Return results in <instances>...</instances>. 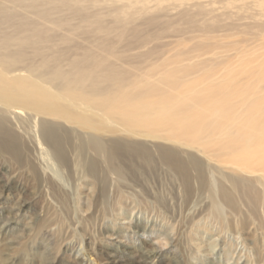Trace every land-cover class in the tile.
Segmentation results:
<instances>
[{
  "label": "bare ground",
  "instance_id": "obj_1",
  "mask_svg": "<svg viewBox=\"0 0 264 264\" xmlns=\"http://www.w3.org/2000/svg\"><path fill=\"white\" fill-rule=\"evenodd\" d=\"M0 154L41 264H264V0H0Z\"/></svg>",
  "mask_w": 264,
  "mask_h": 264
},
{
  "label": "rangeland",
  "instance_id": "obj_2",
  "mask_svg": "<svg viewBox=\"0 0 264 264\" xmlns=\"http://www.w3.org/2000/svg\"><path fill=\"white\" fill-rule=\"evenodd\" d=\"M34 154H36L35 151H33V154H31V157L36 156ZM0 166H1L0 167V174H3L4 178L8 177V175H7L8 173L10 174L9 177H14L15 174H16L15 177H17V175L22 171L21 170L22 168H21V166H19V164L15 163L9 156H3L1 154H0ZM13 172H15V173H13ZM12 173L14 174L13 176H12ZM154 176L155 175L148 174V177L146 179L149 180V181H147V183L149 182L148 183L149 185L155 186V177ZM75 177H77V176L73 175V177H71L72 180H68V182L66 183L67 184L66 189L68 191L70 190L72 193L73 190L75 188H77L78 190L80 189L79 190L80 192L85 193V191H87L88 187L86 186L85 183H83L84 181H82L80 179L79 180H73V179H75ZM24 181L25 180H23V188L26 189V192L23 194L17 188H12V190L9 192L2 191V193H1V189H0V198L2 197V199H0V264H41L42 263L41 262L42 261L41 260L42 259V255H41L42 248L40 246L41 245L40 242H36L32 246H29V248H27L23 252L16 251V249L19 247L18 245H20L18 243L28 244V243H30L29 241L32 240L31 235H32L33 229L31 226L34 225V222L36 221L34 219H37V216L39 215V213H41L40 212L41 210L39 208L41 206H43V204H44V201H41V202L37 201L35 204L36 206L34 204H32L33 206L29 204L31 201V198L34 197L33 195L35 193H37V187L32 185L33 188H30L31 182L27 181L28 182L27 183L26 181L25 182ZM78 183L80 185L77 186ZM72 188H73V190H72ZM25 197L28 199H25ZM43 199H44V197H43ZM45 201H46V203H52V205L58 204L56 202V200H54V199L50 200L49 196L46 197ZM174 202L178 203L177 201H174ZM22 204H25V206H23ZM20 205H21V209H19ZM15 207H16V210H15ZM35 210H36V214H34ZM133 212L135 213V210ZM133 212L131 213L133 215V217H132V215L129 216V220H132V218H133L132 222L135 219L139 220V218L140 219L143 218V219L147 220V217H148V219H149L148 220V226L151 224V222H152V224L155 225V216L152 215L153 213L148 214L147 212H141L142 215L140 213H138V214L135 213V217H136L135 218ZM126 213L127 212H124L125 215H127ZM8 216H10V217H8ZM14 218H17V220L12 223L11 220H14ZM125 220H122V221L126 222L127 220L126 221ZM157 220H159V219H157ZM4 221H5V223H4ZM122 221H120V222L123 223ZM9 223H11V224H9ZM109 224H110V219L107 218V223L105 225H109ZM28 225H30L31 228L28 229V227H29ZM16 235L19 237L15 238ZM131 235H130V238L128 240L125 239L124 241L123 240L120 241L118 239L113 238L112 241L109 243L108 241L102 240L101 243H103V244H101V245H102V247H105V249H107V250L115 249L118 253H122L123 250L126 251V250L132 248V249L138 250L139 252L141 251L142 253H145V254L151 255V256L155 253V250H154L155 246L159 247V249H165L166 248L165 250H162L164 252L165 258L169 259L171 257L172 261H174V262L176 261V263H177V259H173L172 249L169 248L168 246H162V244H159L158 241L155 239V232L151 233L150 230H148L147 233L142 235V237L140 236L137 240H135L136 236H134L133 234H131ZM229 238L231 239L232 236H229ZM16 240H18V241H16ZM234 240H235V238H234ZM142 243H153V246L144 248V245ZM240 246L241 245L238 244L237 250L240 248ZM78 250H80L79 253L77 255H74L76 260H80V258H81L83 260V264H86L85 263L86 261H89V262L91 261L92 264H98L99 263V262L95 261V258L93 255L91 257H88V255H87L88 253H85L84 245H82V246L79 245ZM122 255H123V262L119 263V264H130V263H132L131 259H128L129 256L126 253H124ZM151 263H152V261L149 262V264H151ZM159 263L160 262L157 260L153 262V264H159ZM87 264H88V262H87ZM101 264H104V263L102 262Z\"/></svg>",
  "mask_w": 264,
  "mask_h": 264
},
{
  "label": "clouds",
  "instance_id": "obj_3",
  "mask_svg": "<svg viewBox=\"0 0 264 264\" xmlns=\"http://www.w3.org/2000/svg\"><path fill=\"white\" fill-rule=\"evenodd\" d=\"M165 249H166V248H165ZM165 249H161V251H162V250H165Z\"/></svg>",
  "mask_w": 264,
  "mask_h": 264
}]
</instances>
